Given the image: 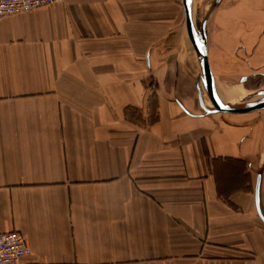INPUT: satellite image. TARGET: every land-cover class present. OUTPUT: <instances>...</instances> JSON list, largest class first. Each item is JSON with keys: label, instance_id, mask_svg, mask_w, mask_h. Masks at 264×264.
Returning a JSON list of instances; mask_svg holds the SVG:
<instances>
[{"label": "crops", "instance_id": "crops-1", "mask_svg": "<svg viewBox=\"0 0 264 264\" xmlns=\"http://www.w3.org/2000/svg\"><path fill=\"white\" fill-rule=\"evenodd\" d=\"M213 12L221 99L264 74V0ZM198 75L181 0L0 18V233L23 264H264V118L204 115Z\"/></svg>", "mask_w": 264, "mask_h": 264}, {"label": "water", "instance_id": "water-1", "mask_svg": "<svg viewBox=\"0 0 264 264\" xmlns=\"http://www.w3.org/2000/svg\"><path fill=\"white\" fill-rule=\"evenodd\" d=\"M193 1L194 0H181L183 13H184V24H185L187 41L197 58L200 74L202 77V84L204 86L203 88L205 90L206 96L211 106L210 109L205 108L203 106V101L200 100V102L202 103L203 114L207 115V114L221 113V114L234 115V114H247L253 111L264 110V98L250 105H236V106L232 104L224 103L218 98L217 89L220 86L218 82L215 81L212 75L207 58V38H206L205 27L208 16L203 18L200 25L198 26V29L196 30L192 23ZM220 1L221 0H215L214 6H217L220 3ZM259 181H260V175H258L257 177L254 195H255V203H256V209L258 215L264 223V219L262 218L259 208Z\"/></svg>", "mask_w": 264, "mask_h": 264}, {"label": "rangeland", "instance_id": "rangeland-1", "mask_svg": "<svg viewBox=\"0 0 264 264\" xmlns=\"http://www.w3.org/2000/svg\"><path fill=\"white\" fill-rule=\"evenodd\" d=\"M214 1L215 0H194L193 1L194 6H195L193 15H194L197 28L200 25L203 18L208 16L207 28H206V30L208 31V27L211 24V15L212 13L214 14L213 11H214V8L216 7L214 6ZM198 77H199V83L201 82V85H202L201 74L198 75ZM222 83H223L222 84L223 90H221L220 92L223 98L221 99L219 98V99L224 103H228L232 105H250L264 98V74L263 75L262 74H257V75L249 74V76L242 75L240 79L238 77H234V75H231L230 80L228 81L226 80L225 82H222ZM224 97L226 99H224ZM200 100L203 101V106L205 108L207 109L211 108L208 98L206 96L205 90L203 88V85H202V88H200V91L197 93V97L195 96V101H196L195 103L197 105V108H199V111L203 113L202 103L200 102ZM235 115H244V116L245 115L246 116L260 115L262 116V118H264V110L253 111L247 114H235Z\"/></svg>", "mask_w": 264, "mask_h": 264}, {"label": "built area", "instance_id": "built-area-1", "mask_svg": "<svg viewBox=\"0 0 264 264\" xmlns=\"http://www.w3.org/2000/svg\"><path fill=\"white\" fill-rule=\"evenodd\" d=\"M62 0H0V18L29 12ZM30 253L24 238L18 232L0 233V264H23V257Z\"/></svg>", "mask_w": 264, "mask_h": 264}, {"label": "bare ground", "instance_id": "bare-ground-1", "mask_svg": "<svg viewBox=\"0 0 264 264\" xmlns=\"http://www.w3.org/2000/svg\"><path fill=\"white\" fill-rule=\"evenodd\" d=\"M192 23H193V26L195 27V29L197 30L198 28L196 27V23H195V19H194L193 13H192Z\"/></svg>", "mask_w": 264, "mask_h": 264}]
</instances>
